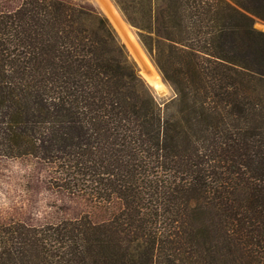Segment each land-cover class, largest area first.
Listing matches in <instances>:
<instances>
[{"label":"trees","instance_id":"1","mask_svg":"<svg viewBox=\"0 0 264 264\" xmlns=\"http://www.w3.org/2000/svg\"><path fill=\"white\" fill-rule=\"evenodd\" d=\"M116 1L165 104L94 5L0 8V155L109 212L0 222V264H264V0Z\"/></svg>","mask_w":264,"mask_h":264},{"label":"rangeland","instance_id":"2","mask_svg":"<svg viewBox=\"0 0 264 264\" xmlns=\"http://www.w3.org/2000/svg\"><path fill=\"white\" fill-rule=\"evenodd\" d=\"M94 5L106 16L139 73L152 88L158 100L165 104L175 96L174 88L163 77L152 53L143 41L145 31L127 19L116 0H71ZM134 15L141 17L143 6L139 0H123ZM22 0H0V8H14ZM255 26L264 30V21L257 19ZM157 71L165 88L156 89L144 75ZM52 167L32 156L11 157L0 155V222L22 221L31 225H46L61 219H75L89 215L101 220L109 215L88 198L59 188L52 180ZM114 204L109 209L114 208Z\"/></svg>","mask_w":264,"mask_h":264},{"label":"bare ground","instance_id":"3","mask_svg":"<svg viewBox=\"0 0 264 264\" xmlns=\"http://www.w3.org/2000/svg\"><path fill=\"white\" fill-rule=\"evenodd\" d=\"M143 73L146 79L149 81V83L153 85L156 89L162 90L165 88L164 81H162L157 71H154V73L150 74V73L145 72L144 70Z\"/></svg>","mask_w":264,"mask_h":264}]
</instances>
